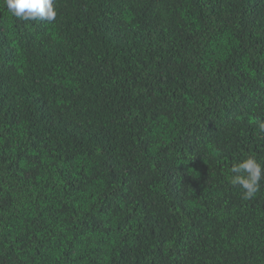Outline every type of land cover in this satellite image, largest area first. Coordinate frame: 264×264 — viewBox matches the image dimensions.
I'll return each instance as SVG.
<instances>
[{
    "label": "trees",
    "instance_id": "16d2710c",
    "mask_svg": "<svg viewBox=\"0 0 264 264\" xmlns=\"http://www.w3.org/2000/svg\"><path fill=\"white\" fill-rule=\"evenodd\" d=\"M0 0V264H264V0Z\"/></svg>",
    "mask_w": 264,
    "mask_h": 264
},
{
    "label": "clouds",
    "instance_id": "9594fccd",
    "mask_svg": "<svg viewBox=\"0 0 264 264\" xmlns=\"http://www.w3.org/2000/svg\"><path fill=\"white\" fill-rule=\"evenodd\" d=\"M8 11L16 18L24 21L45 20L52 22L57 17L55 0H3ZM264 129V124L260 125ZM229 183L241 190L243 199L253 198L260 190V182L264 179V164L252 155L232 163Z\"/></svg>",
    "mask_w": 264,
    "mask_h": 264
}]
</instances>
